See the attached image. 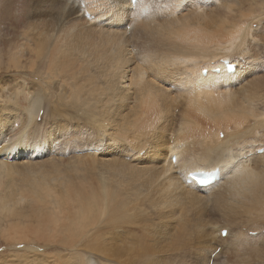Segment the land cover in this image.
Instances as JSON below:
<instances>
[{
    "label": "bare ground",
    "instance_id": "6f19581e",
    "mask_svg": "<svg viewBox=\"0 0 264 264\" xmlns=\"http://www.w3.org/2000/svg\"><path fill=\"white\" fill-rule=\"evenodd\" d=\"M152 1L34 0L33 32L30 30L34 35V37L31 35L33 47L31 48L29 45L30 47L26 48L31 50L30 53L34 51L37 57L33 55L32 58L27 59V53L18 52L19 48L15 50H18L17 52L11 51L9 54L3 53L4 49L0 48V137L5 136L0 139L2 141L0 143V232L4 233L6 239L14 242L45 239L51 240L49 242L52 244L57 242L62 245L61 247H65L75 254V256L69 255L68 260L63 258L64 262H61L63 264H70L72 259H75L78 264H118L119 261L115 262V258L120 256H125L127 259L122 264H147V262L143 263L142 253L146 254L151 249L149 241L160 244L162 242L159 236H163L169 241L164 243L163 249H160V251L164 250L162 264H169L168 252L178 249L185 243L190 244L191 241L188 226V213L191 211L186 213L185 205L188 207V204L193 203L197 212H203V215H199L202 221L199 228L202 231L201 236L211 237L215 241L216 238L207 231L210 223H207L205 218L207 213L204 215L206 202H204L203 196L226 182L231 186L230 192L233 191V194L230 197L224 193L214 194L215 207L223 214L226 221V224L220 227L217 232L218 241L216 242L219 244L228 243L226 247H231L228 249V253L236 250V246L230 241L232 236H235L231 228L239 224L242 229L252 227L250 230L246 229L247 232L258 235V229H253V227L264 223V175L253 167L252 162L260 159V155H264V152L258 154V150L264 148V142L261 146V143L259 145L255 143V138H264V115L258 112L254 101L258 97L260 98L262 88L264 89V75L258 73L259 69L255 63L240 65L228 57L219 59L222 55H219L218 52L220 50L232 51L236 47L237 41L230 33L228 41L214 47L210 44L212 39L210 34L195 27L194 19L206 18L205 12L209 10L208 8L196 7L193 10L188 8L186 9L188 14L182 13L180 17L160 22L152 20L151 16L146 13L152 5ZM179 1L184 3V12H186L185 8L189 3L185 4L186 0ZM247 1L235 0V4L228 11V19H231L230 15L233 14V9L236 6L243 5ZM205 4L207 3L201 2V6ZM215 4L219 5L220 9L218 10L224 9L222 0H215ZM217 21H219V17L215 19V22ZM26 36L27 34H25ZM22 37L24 36L22 35ZM139 37L143 40L148 37L151 44L156 41L157 37H160L163 44L162 50L150 49L147 51V46L142 49L143 42L136 43L137 40H140ZM251 39L254 40L249 37V40ZM174 58L176 61L173 60ZM37 60H40L41 63L37 64ZM46 63L47 66L44 68ZM25 65L28 66L27 71L23 68ZM230 66L235 68L233 73L229 70ZM75 67L79 69L76 70ZM91 71H94V74ZM77 73L82 74L79 82L88 83L96 89H93L95 92L105 95L103 103L107 105L106 109L112 106L111 111L107 110L108 113L106 112V116L112 114L109 117L114 121V130L117 135L114 140H111V145L126 142L128 145L125 150L121 151L123 154L128 153L127 156H130V161L134 163L119 159L118 153H116L117 149L114 150L115 157L111 154V148L100 146L102 149L96 150L92 147L90 150L93 152L86 153L89 155L86 158L80 157L78 160H74L73 163L77 162V165L72 168L82 171V164L86 165L88 162L90 170L96 168L95 164H97L103 166V171L107 173L115 172L116 176H129L135 181H143L140 187L145 189V193L150 192L153 197L157 195L159 196L157 200H161L160 209H164L161 214L163 219H166L165 228L162 229L159 226L162 229V231L159 230L161 233H156L150 223L151 220L142 217L144 199L143 197L136 199L135 193L133 198L131 197L133 194L127 197L128 194L127 198L121 197L122 199L117 200V204L120 200H123L125 204H121V208L115 210L113 214L116 215L115 221L112 218L114 221L112 222L109 218L110 221L107 220L104 226H101L100 223L107 214L106 211H103V199L109 204V198L112 201L114 197H118L114 191H110L106 187V183L97 189L96 185L93 188L89 187V191L87 189L86 193L83 190L84 187L78 188V186H86L82 182L87 184L89 179L85 178L86 182L85 180L79 181L80 183H75V185L73 184L75 179L72 178L71 183L75 185L72 187L76 188L70 189L69 185L65 184L67 181L64 183L65 186H62L63 181H61V175L58 174L59 170L57 168L56 171V168H53L56 172L53 170L51 173L49 172L50 175L55 172L51 180H60V186H62L59 187L60 190H57L56 183L51 184L47 181L37 183L36 176L19 173L17 168L21 163L16 167L8 163L7 160L11 158H22L23 161L30 159L33 149L36 147L33 139L36 140L37 134L41 130L39 123L37 125V118L41 119L44 111L50 112V115L55 117L54 114L58 113V104L61 101L67 102L68 97L71 99L70 93L67 95V92L72 91L73 83L69 85V82L72 75ZM101 73L104 74L103 77ZM32 76L34 77L31 78ZM172 85L180 87V90L175 87L177 91H172L170 89ZM66 96L67 99H64ZM23 97L29 102L27 109L21 102ZM77 98L80 97L77 96ZM89 101L94 102L95 100L92 101L91 98ZM97 103L96 100V105H98ZM103 105L94 106L98 108ZM180 106H182L184 115L181 117L178 129L173 131L175 125L173 114ZM89 108L91 109V107ZM26 113L28 117L24 119L23 116ZM93 114L95 113H91L90 110V113H87V119ZM51 116L50 118H52ZM54 117L53 119H55ZM99 117H97V122ZM16 121H20V123L16 125ZM84 121L86 120L84 119ZM97 122L95 123L97 124ZM160 122L163 124L158 127ZM98 132L97 130V134L100 135L101 133ZM174 132L176 136H173ZM102 133L104 132L102 131ZM47 134L49 136L45 141L43 140L44 143H49L53 139V132ZM221 134H223V138H221ZM146 137L149 138V144L138 149L137 143L141 144L142 140L148 141ZM136 141L137 143H135ZM196 141H199V147L203 149L201 154L206 158H201L198 165L184 167V161L192 160L188 152L193 150ZM105 143L110 144L109 140ZM37 144L40 148L43 145L40 142ZM105 145L103 144V146ZM249 145L255 147L252 158L247 149ZM28 148L30 151L22 155ZM143 149H147V151L144 155H140ZM76 151L81 150L77 149ZM2 152L7 157L1 156L4 155ZM99 153L100 157H96V154ZM186 154L188 157H184ZM217 155L219 157L212 160ZM87 158H92L91 162ZM15 159L13 162L16 161ZM208 161L213 163L209 165ZM33 165L34 163H25L28 169H33L36 166V164ZM215 170L219 171V180L213 184L201 185L194 178L197 173L205 174ZM44 171L47 172V170L37 172L39 177L45 178L49 175L42 173ZM81 171L78 170L77 173L83 174L84 172ZM81 174L79 175L81 176ZM73 177L76 178V176ZM91 185L93 184L91 183ZM90 189L93 190L90 191ZM210 199L213 198L208 197L207 201ZM129 204L133 206L129 207ZM149 204L152 205V203ZM72 205V212L64 213ZM241 212L249 214L250 219H238ZM60 214L63 217L62 220ZM183 217H187L186 224L182 221ZM13 220L17 222L11 224ZM4 221L9 222L11 227L17 230L4 228ZM113 223L112 230L124 227L129 231L128 234H125H130L133 240L129 238L132 241L129 239L124 241L119 237L120 234H114L115 237L111 239L115 243L109 246L104 243L105 240L100 241L102 235L94 236L96 232H99L96 231L97 229L101 230ZM173 225H176L174 229ZM161 226L164 225L161 224ZM131 227L133 229L140 228L141 232L129 230ZM92 229L96 232L89 231ZM168 229H173V233L167 235L165 230ZM107 230L105 233L109 232ZM223 231L226 233L222 234ZM262 232L264 233V230ZM90 235H92L91 238ZM82 242L85 243L83 252L92 251L94 254L104 257L105 262H98L101 260L90 254L85 256L82 253L78 258L76 250L82 248ZM136 245L138 250L135 249ZM220 246L223 248L222 245ZM220 246L214 248L210 257L207 258L206 264H209L212 257L216 258L215 252H221L222 249L219 251ZM35 251L39 252V249ZM228 255L233 257L231 254ZM178 257L182 258L181 253L178 254ZM32 260H35V263ZM32 260L24 259L16 263L42 264L37 262L38 259ZM234 261L232 258V261L226 264L237 262ZM59 262L57 264H60ZM258 264H264V260L259 261Z\"/></svg>",
    "mask_w": 264,
    "mask_h": 264
},
{
    "label": "rangeland",
    "instance_id": "374dc122",
    "mask_svg": "<svg viewBox=\"0 0 264 264\" xmlns=\"http://www.w3.org/2000/svg\"><path fill=\"white\" fill-rule=\"evenodd\" d=\"M81 1H83V0H81ZM187 1L188 0H186L185 4L189 3L188 4L189 7L187 6L185 8V11L188 8H191L193 10V8H196V7L209 9L207 12H205V14H207L206 18H204V19L196 18V19H194L193 22H194L195 27L203 29L210 34V36L212 38L210 41V44L212 46L215 47V46H218V45L223 44L226 41H228L230 39L229 38L230 33H232L231 34L232 37H235V40L237 41L236 47L233 48V50L229 51V52L220 50L218 52V54L222 55V56H220L221 58L219 57V59L228 57V59H231L232 61H236L240 65H249V64L255 63L256 67H258V69H259L258 73L262 76L264 75V0H252V1L246 0L247 2H245L243 5H238V6H236V8L233 9V14L230 15L231 16L230 20L228 19V11H229L230 7L233 4H235V0H222V3L224 4V9H221V11L218 10V9H220L219 5H217V4L214 5L215 0H194V1L189 0L188 2ZM238 1H242V0H238ZM201 2H206L207 4H205L204 6H201ZM33 7H34V0H0V22H1L0 23V46H1L0 48H2V50L4 49L3 53L9 54L11 51H15L16 49L19 48V51L17 50L18 52L24 51V54L27 53L26 54L27 59L32 58L33 55L35 57H37V54L34 51H32V53H30L31 50L28 49L30 47L29 45L32 44V39H33L32 37H34L33 33L31 34V32H33V30H32L33 29L32 28L33 13H34ZM180 9H181V12H180ZM187 11L184 12V3H182V2L180 3L179 0L178 1L177 0H153L152 5L150 6L149 10L146 13L149 16H151L152 20L162 22V21H170L171 19H174L176 17H180V16H182L181 15L182 13L188 14ZM217 17H219V21L215 22V19ZM30 30H31V32H30ZM1 32H2V34H1ZM5 32H6V34H3ZM24 33L27 34V36H26L27 39H26ZM22 35L24 37H22ZM31 35H32V37H31ZM249 37L250 38L252 37L254 40H252V39L249 40ZM241 39H243V40H241ZM12 40H14V41L12 42ZM29 40H30V42H29ZM23 41L24 42L26 41L25 44ZM141 41L143 42L141 44L142 49H144V46H147V51H150V49H153L155 51H158L159 49L162 50L163 44H162V40L160 37H157L156 41L153 44H151L149 42L148 37H145L144 40L142 38H140V40H137L136 43H141ZM27 42H28V44H26ZM160 44H161V46H160ZM26 47H28V48H26ZM32 47L33 46L31 45V48ZM28 50H29L30 54L28 53ZM17 51H15V52H17ZM248 55H250V56H248ZM173 60L176 61L175 58ZM250 61H252V62L250 63ZM36 63L39 64L41 62H40V60H37ZM46 66H47V63L45 64L44 68ZM23 68L25 71L28 70L27 65H25ZM75 69L78 70L79 68L75 67ZM92 72L94 74V71H91V73ZM81 75L82 74H79V73L72 75V78L69 82L70 83L69 85H71V83H73L72 84L73 89H72V91L70 90L67 92V95L70 93L69 96H71V99L69 97L67 99V96H66V98H64V99H67V102L65 101V103H64L63 101H61L63 103L60 102L59 103L60 105L58 104V111H57L58 113L54 114L55 117L53 116L55 119H53V117L50 115V112L46 113L45 111H44L45 115L43 113L41 119L39 117L37 118V125L39 123V125L41 126V130L37 134V137L35 136L36 140L33 139L34 144H36V147L33 149V153L31 154L32 156H30V159L23 161L22 158H20V159L11 158V159L7 160L8 163H10L11 165H14L15 167L19 166L20 165L19 163H21V165L17 168V171L19 173H21V174H27L28 173L27 175L36 176L37 177L36 178L37 183H42L44 181L50 182L51 184L56 183V185H58V186L55 185L57 190L59 189V187L65 186V184H66V186L69 185L68 187L70 189L76 188V187H72V185L75 183L79 184L80 183L79 181L82 182L85 180V178L89 179V180H87V184L84 182H82V183H83V185H86L87 187L82 186V185L81 186L79 185L80 186L79 187L77 185L78 188L84 187V189H83L84 191H86L87 189H88L87 191H89V187L93 188L95 185H96L95 188L97 189L100 185H103V183H106V187L109 188L110 191H114L115 194L118 195L119 198L114 197L112 199V201H111V198H109L110 199L109 204L105 199H103V201H102V203L104 205L103 211L104 212L106 211L107 214H105L104 218L102 219V223H100L101 226H104V224L107 220H108V222L110 220L112 222L115 221L116 215H113L115 213V210L120 209L121 204L122 205L125 204L123 200L122 201L120 200V202L118 201L119 204H117V200L122 199V198H127L131 194H133V195H131V197L133 198L134 193H135V197H137L136 199H138L139 197H143V199H144V201L142 199V201H143L142 205L144 207V209L142 208V212H143V213H141L143 215L142 217L147 219V220H151L152 222H150V223L152 224L156 233L157 232L161 233L159 230L162 231V229L165 228V222H166V219L164 220L163 216L161 214V213H163L161 211H164V209H160L161 207H160L159 203L161 202V200L160 201L157 200L159 198V196H157V195H154V197H153L152 193H150V192L145 193V189H143V187H140L143 184L142 183L143 181L142 182H141V180L135 181L132 177H129V176H122V175L116 176L115 172L114 173H107V172L103 171V166L101 167L100 165H97V164H95L96 168H94L93 170H90V169H88V166H89L88 162L86 163L87 166L82 164V166H83L82 171L84 173L86 172L85 173L86 175L81 171V169H77V171H76L75 168H72L73 166L75 167L77 165V162L73 163L74 160H78V158H80V157L86 158L87 156H89L88 154L90 152H93L90 150L92 147H93V149H96V150L98 148L102 149V147L103 148H109V149L111 148L112 149L111 154L114 155L115 157H116V154H115L114 150L117 149L118 151L116 153H118L117 157L119 159H121V160L124 159L127 162L129 161L128 163H132V164L134 163L133 161H130L131 157L127 156L128 153L123 154V151H121V150H125V147L128 145L126 142H121V143H117L116 145H111V140H114L115 137L117 136L116 131L114 130V121H112V118L109 117V115L111 113L109 112L110 114H108V116H106L108 111H111L112 106L107 107V109H106L107 105H105L103 103V101H105V95L103 96V95H100L99 93L95 92L96 89L94 87H92L90 84L79 82V81H81L80 80ZM101 76L103 77L104 74L101 73ZM33 77L34 76H32L31 78H33ZM100 79H102V78H100ZM175 87H176L175 85H172L170 87V89L172 91H177L176 89L180 90V87H176V89H175ZM93 89H95V90H93ZM77 96H79L80 98H77ZM92 96L94 97V99ZM91 98H92V101L95 100L94 101L95 103L89 101V100H91ZM98 99H100V100H98ZM96 100H97V102H98L97 104L99 106H100V104L101 105L104 104L105 106L103 105L101 107L95 108V106L96 107L98 106V105H96ZM69 101L72 102V103L70 102L71 105H70ZM21 102L26 109L29 107V102L24 97L21 99ZM254 102H255L254 103L255 106L258 109V112H260L262 115H264V113H263L264 112V89L263 88H262V92L260 94V98L258 97V99H256ZM80 104H82L83 106ZM87 106L91 107V109ZM77 107H79V108H77ZM104 107H105V109H104ZM82 108H84V109H82ZM87 108L89 109V111ZM59 109H60V111H59ZM46 110H47V107H46ZM90 110H91V113H95V114H93V116H91L89 119H87L88 118L87 113H90ZM99 110H100L101 114H100ZM76 112H78V113H76ZM97 113L100 115H98ZM183 113L184 112H183L182 106H180L176 111H174L173 118H174L175 125L173 126V129H172L173 131H176L178 129V125H179V122L181 120V117H183V115H184ZM94 115L95 116L97 115V117L103 116V117H99L100 119L101 118H103V119H101V120L99 119V121L97 122V117H95ZM50 116L52 118H50ZM26 117H28L27 113H26V115L23 116V118L26 119ZM92 118H94V119H92ZM104 118H106V119L104 120ZM73 119H75V120H73ZM84 119L86 121H84ZM87 121H89V122H87ZM95 122H97V124ZM17 123H20V121H16V125H18ZM98 123H99V125H98ZM162 124L163 123L160 122L158 124V127H160ZM32 127H34V126L32 125ZM108 127L110 130L108 129ZM210 127L212 128V126H210ZM30 128H31V125H30ZM97 130L101 133L100 134L101 136L99 134H97ZM111 130H112V132L113 131L114 132L112 133ZM102 131L104 133H102ZM109 131L113 135H111L110 133H107ZM158 131H159V128H158ZM48 132H53V139L49 143L48 142L44 143L43 140L45 141L48 138L47 136H49V134H47ZM44 134H45V136H44ZM173 136H176L175 132L173 133ZM4 137L5 136H2V138L0 137V139H3ZM97 137H98V139H97ZM102 138H103V140H102ZM146 138L148 139V141L142 140V141H140L141 144H138L136 141L135 143H137V146H139V147H137L136 145H135V147H137L139 149V148H142V147H145L146 145H148L149 144V138L148 137H146ZM173 138H175V137H173ZM221 138H223V134L221 135ZM118 139H119V137H118ZM95 140L96 141L101 140L103 142H104V140H105V142H107L109 140L110 144L109 143L107 144L105 142L101 143L100 141L96 142ZM39 142L41 144H43L41 148L37 144ZM262 142H264V138H260V137L255 138V143L257 145H259L261 143L260 144V146H261L263 144ZM93 143H94V145H93ZM95 143L96 144L99 143L100 144V145L98 144L99 147L98 146L96 147ZM103 144H106L108 147L106 145L103 146ZM199 144H200L199 141H196L193 150L188 152V154L191 155L192 160L191 161H184V167H192L194 165H198L201 162V158H206L205 155L201 154V152H203V149L202 148L200 149ZM100 146H102V147H100ZM250 146H252V145H249V148H247V149L249 150L250 157L252 158L253 149L255 147L254 146L250 147ZM37 147H38V149H36ZM39 148H40V150H39ZM77 149L81 150V151L77 152L76 151ZM259 150H261V149H259ZM27 151H30V149L28 148V150L24 151L22 153V155ZM146 151H147V149H143V151L140 153V155H144L146 153ZM2 153L4 154V152H2ZM86 153H88V154H86ZM188 154H186L184 157H188ZM261 154H263V153H261ZM1 156L7 157L6 154L1 155ZM98 156L100 157V153L96 154V157H98ZM263 156L264 155H260L259 156L260 159H256L252 162L253 167L260 170L262 172V175H264V164H263L264 163V157ZM141 157H143V156H141ZM218 157L219 156L217 155V156L213 157L212 160H216ZM250 157H248V158H250ZM195 158H196V161H195ZM13 159H15L16 161L13 162ZM87 159H90L89 162H91L92 158H87ZM10 161L13 163H11ZM173 161L175 162V159ZM25 163H29V164L34 163V165L36 164V166L33 165L34 166V167L32 166L33 169L32 168L28 169L25 166ZM207 163L209 165H211L213 162L208 161ZM35 167H37V169H35ZM84 167H86V168H84ZM53 168H56L55 169L56 171L58 168V170H59L58 174L61 175V177H62L61 181H63L62 186H60V180L59 181L51 180L52 176L56 172L55 170H53ZM40 170H42V171L47 170V172L44 171L42 173H46V174L48 173L49 175H47L45 178L39 177L40 175L37 174V172L39 173ZM52 170L55 172H52L53 174L50 175ZM78 170H79V172L81 171L84 175L79 173V174H81V176H80L77 173ZM74 172L76 175L74 174ZM21 174H19V175H21ZM35 174H37V175H35ZM77 174H78L80 179L77 178L78 177ZM73 176H76L77 180ZM85 176H87V177H85ZM108 177L111 180V182L108 179ZM72 178H74L76 180V182H75V180L73 179L74 180L73 184L71 183ZM65 181H67V182L65 183ZM119 181H121V182H119ZM85 182H86V180H85ZM98 182H100V183L98 184ZM114 182H115V184H114ZM88 183H90V184H88ZM91 183L93 185H91ZM75 185H73V186H75ZM125 185L128 187H126ZM230 187L231 186L228 185L226 182V183L222 184V186H220L219 188L213 189L207 195H205V196L202 195L205 199L204 202H206L205 203L206 209L204 211L205 212L204 215L207 213L205 215V218H206L207 223H210L209 224L210 226L208 227L207 231H208V233L210 232V234L212 236H214V238H216L215 241H213V238H211V237L204 238L201 236L202 231H200L199 228H200V224L202 221H201V217L199 215H203V212L202 213L200 211L197 212L196 207L193 203L188 204V207H186V205H185L186 213H188V211L189 212L191 211L190 213H188L189 214L188 226H189V230H190L191 241H190V244L185 243V244L181 245L182 248L179 247L178 249H175L174 251L171 250L170 252H168L169 264H206L207 258L210 257V255L212 254L211 252L214 250L215 247L220 246V245L223 246V248L221 246L219 247V251L222 249L221 252H217V253L215 252L214 255H217L216 258H214L215 259L214 260L212 257L209 264H212V263L226 264L227 262H231L232 258H233V260L237 261V262L234 261L235 262L234 264H258L259 261L261 262L262 260H264V233L262 232V230H264V223H260L259 224L260 226L255 225L253 227V229H255V228L258 229L257 230V231H259L258 235H253V234L247 232L246 229L250 230V229H252V227H244L242 229V226H240V224L234 225L231 229H232V232L235 233V236H232L230 241L233 242V245L236 246L237 249L232 251V253H228V249L231 248V247H226V245H228V243L219 244L218 242H216V241H218L217 240V236H218L217 232H218L220 227H222V226H224V224H226V221H225L223 214L220 213L218 211V209L215 207V203H214L215 196H214V194L215 193L216 194L224 193L226 196L230 197L233 194V191L230 192ZM91 190H93V189H90V191ZM87 191H86V193H87ZM138 195H140V196H138ZM208 197L213 198V199H210L207 201ZM149 203H152V205H150ZM114 204L115 205L117 204V205L115 206ZM132 206H133L132 204H129V207H132ZM72 208H73V205L70 209L65 210L64 213H66V212L71 213ZM112 215H113V217H112ZM146 216H148L149 218ZM68 217H67V219H68ZM198 217L200 219H197ZM62 218L63 217L60 214V219L62 220ZM109 218H110V220H109ZM112 218L114 219V221L112 220ZM242 218L250 219V215L247 213L241 212V215L238 217V219H242ZM156 221H157V223H156ZM182 221L184 224H186L187 217H183ZM16 222H17L16 220H13L11 222V224L16 223ZM3 224H4L3 225L4 228H6V229H9V230L16 229L14 227H11L10 223L7 221H4ZM161 224L164 226H161ZM113 226H114V223H113V225L108 224V227L102 228L101 230L97 229L96 231H99L98 233L94 229L89 230V231L92 233L96 232L94 235L95 237H99L102 235L101 236L102 238L100 239V241L102 242V239L105 240L106 242H104V243L109 244V246H112L115 243V241L113 239H111V238L115 237L114 234H116V235L120 234L119 237L121 239H123L124 241L129 239V238L132 239L130 234L129 235L125 234V233H127V234L129 233V231H127L126 228H124V227H122L120 229L114 228L115 232H117V233H115L114 230H112ZM175 226L173 225V229ZM108 228H110V229H108ZM118 229L120 231H122V229H123V232H121V233H120V231L118 232ZM132 229H133L132 227L129 228V230H132ZM173 229L165 230V233H167V235L171 234L174 231ZM105 230H107L111 233H109V232L105 233ZM124 230H125V232H124ZM133 230L138 232V233L141 232L140 228H134ZM104 233H105V235H104ZM3 234L0 232V264H12V263L15 264L16 262H18V261L21 262L24 259H31V260L32 259H38L41 261L39 262L37 260V262L42 263V264H57V262H59V259H60L59 263L63 264L61 262L64 259L68 260L69 255L75 256V254H72V251H68L67 248L61 247L62 245L58 244L57 242H55L53 244L50 243L49 241H51V240L45 239V240H37V241H29V242H14V241H10L9 239H6V237ZM200 236H201V238H200ZM86 237H88V236H86ZM91 237H92V235H90V238ZM124 238H126V239H124ZM159 238L161 239V242L163 243V245H162V243L156 244L155 241H149L150 242L149 247L151 249L149 250L150 252L148 251V252H146V254H145V252L142 253L141 257H142L143 263L147 262V264H162V261H163L162 253L164 250L160 251V249H163L164 243L166 244L167 241H169V240H167V238H164L163 236H159ZM86 239H88V238H86ZM132 240H130V241H132ZM46 242H49V243H46ZM205 242H207V243H205ZM84 245H85V243L82 242L81 243L82 248H78L76 250V252L78 253V258H80L82 253L85 254V256L90 254L91 256H95V257H97L98 260L102 261V262L101 261H98V262H100V263L105 262L106 259H104V257H102L98 254H94L92 251L91 252L90 251L83 252ZM187 247H188V249L186 251ZM36 249H39V252L35 251ZM135 249L138 250L137 245L135 246ZM167 250L169 251V249H167ZM182 250H184V251L182 252ZM156 252L157 253L159 252V253L157 254ZM179 253H181V255H182L181 259L178 257ZM228 254H231L233 257H230ZM155 255H156V259H155ZM39 256H41V257H39ZM42 259L44 260L43 262H42ZM46 259L47 260L49 259V260L47 261ZM116 260H117V262L119 261L118 264L124 263V260L127 261L125 256L116 257L115 262H116ZM32 261H34V263H35V260H32ZM155 261H157V262H155ZM70 264H78V263H76L75 259L74 260L72 259Z\"/></svg>",
    "mask_w": 264,
    "mask_h": 264
},
{
    "label": "water",
    "instance_id": "95a60500",
    "mask_svg": "<svg viewBox=\"0 0 264 264\" xmlns=\"http://www.w3.org/2000/svg\"><path fill=\"white\" fill-rule=\"evenodd\" d=\"M218 175H219V171L218 170H215L214 172H211V173H205V174H201V173H197L194 175V178L197 179V181L202 185H208V184H211L213 181L217 180L218 179ZM209 181L210 180V183H203L201 181Z\"/></svg>",
    "mask_w": 264,
    "mask_h": 264
},
{
    "label": "snow or ice",
    "instance_id": "6c2138e0",
    "mask_svg": "<svg viewBox=\"0 0 264 264\" xmlns=\"http://www.w3.org/2000/svg\"><path fill=\"white\" fill-rule=\"evenodd\" d=\"M0 143H2V141H0ZM201 182H203V181H201Z\"/></svg>",
    "mask_w": 264,
    "mask_h": 264
}]
</instances>
